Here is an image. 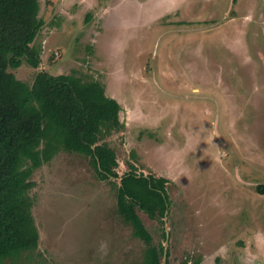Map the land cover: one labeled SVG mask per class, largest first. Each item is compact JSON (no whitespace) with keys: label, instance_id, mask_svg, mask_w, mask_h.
I'll list each match as a JSON object with an SVG mask.
<instances>
[{"label":"rangeland","instance_id":"1","mask_svg":"<svg viewBox=\"0 0 264 264\" xmlns=\"http://www.w3.org/2000/svg\"><path fill=\"white\" fill-rule=\"evenodd\" d=\"M39 13L40 68L10 71L30 85L40 69L76 72L120 102L125 128L104 139L117 171L130 161L171 181L167 245L139 211L168 264H264V0H40ZM32 180L39 244L3 264L143 261L120 179L90 157L60 152Z\"/></svg>","mask_w":264,"mask_h":264},{"label":"trees","instance_id":"2","mask_svg":"<svg viewBox=\"0 0 264 264\" xmlns=\"http://www.w3.org/2000/svg\"><path fill=\"white\" fill-rule=\"evenodd\" d=\"M39 12L40 0H0V264L37 248L32 175L63 151L90 157L100 179H120L114 183L119 215L146 246L140 264H163L165 246L155 243L139 211L162 225L166 239L171 181L139 172L130 161L128 172L117 171V153L104 139L125 128L120 102L107 95L101 81H85L76 72L53 75L40 69L30 85L10 71L24 61L41 66L42 49L32 45L45 24ZM256 190L264 194V184ZM169 256L170 248L166 264ZM216 264H223L220 257Z\"/></svg>","mask_w":264,"mask_h":264},{"label":"water","instance_id":"3","mask_svg":"<svg viewBox=\"0 0 264 264\" xmlns=\"http://www.w3.org/2000/svg\"><path fill=\"white\" fill-rule=\"evenodd\" d=\"M167 218H168V216H167V212H166V215H165V222L167 221ZM166 245L169 243V239H170V233H169V230H168V228H166ZM165 245V254H164V259H166L167 258V250H168V248H167V246Z\"/></svg>","mask_w":264,"mask_h":264},{"label":"clouds","instance_id":"4","mask_svg":"<svg viewBox=\"0 0 264 264\" xmlns=\"http://www.w3.org/2000/svg\"><path fill=\"white\" fill-rule=\"evenodd\" d=\"M102 247H103V245H102Z\"/></svg>","mask_w":264,"mask_h":264}]
</instances>
